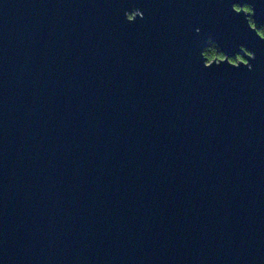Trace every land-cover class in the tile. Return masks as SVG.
Wrapping results in <instances>:
<instances>
[{
	"label": "water",
	"instance_id": "water-1",
	"mask_svg": "<svg viewBox=\"0 0 264 264\" xmlns=\"http://www.w3.org/2000/svg\"><path fill=\"white\" fill-rule=\"evenodd\" d=\"M250 19L264 0H0V264H264Z\"/></svg>",
	"mask_w": 264,
	"mask_h": 264
},
{
	"label": "trees",
	"instance_id": "trees-1",
	"mask_svg": "<svg viewBox=\"0 0 264 264\" xmlns=\"http://www.w3.org/2000/svg\"><path fill=\"white\" fill-rule=\"evenodd\" d=\"M245 7V6H244ZM250 21L253 23V21L250 19ZM255 27L257 28L258 32L261 34H264V26L253 23ZM203 54L206 56V60L209 61L212 58H218L223 56V53L220 51L219 46L215 44L213 41L208 40L206 46L203 48ZM242 55V54H240ZM238 56L231 58L232 60H235Z\"/></svg>",
	"mask_w": 264,
	"mask_h": 264
},
{
	"label": "flooded vegetation",
	"instance_id": "flooded-vegetation-1",
	"mask_svg": "<svg viewBox=\"0 0 264 264\" xmlns=\"http://www.w3.org/2000/svg\"><path fill=\"white\" fill-rule=\"evenodd\" d=\"M245 6V7H244ZM243 7H244V9H246V10H250V6L248 5V4H244L243 5ZM129 14H131V13H129ZM252 20V19H251ZM253 21V20H252ZM253 23H256V22H254L253 21ZM252 23V24H253ZM261 25V24H260ZM262 26H264V25H262ZM262 35H264V34H262ZM236 56H238L235 60H233V61H236V60H238V59H241L242 58V55H240V54H237V55H235V56H233V57H236ZM233 57H231V58H233Z\"/></svg>",
	"mask_w": 264,
	"mask_h": 264
},
{
	"label": "rangeland",
	"instance_id": "rangeland-1",
	"mask_svg": "<svg viewBox=\"0 0 264 264\" xmlns=\"http://www.w3.org/2000/svg\"><path fill=\"white\" fill-rule=\"evenodd\" d=\"M130 13L132 14V13H133V11H132V12H130ZM131 14H130V15H131Z\"/></svg>",
	"mask_w": 264,
	"mask_h": 264
}]
</instances>
